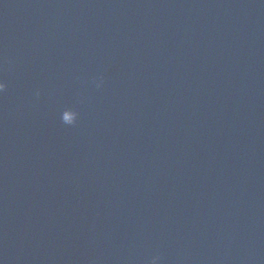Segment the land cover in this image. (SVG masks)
Returning <instances> with one entry per match:
<instances>
[{"label":"water","instance_id":"95a60500","mask_svg":"<svg viewBox=\"0 0 264 264\" xmlns=\"http://www.w3.org/2000/svg\"><path fill=\"white\" fill-rule=\"evenodd\" d=\"M0 264H264V0H0Z\"/></svg>","mask_w":264,"mask_h":264},{"label":"clouds","instance_id":"9594fccd","mask_svg":"<svg viewBox=\"0 0 264 264\" xmlns=\"http://www.w3.org/2000/svg\"><path fill=\"white\" fill-rule=\"evenodd\" d=\"M5 87H6L5 83L2 80H0V91H3ZM155 262H156V258H153L152 264H155Z\"/></svg>","mask_w":264,"mask_h":264}]
</instances>
